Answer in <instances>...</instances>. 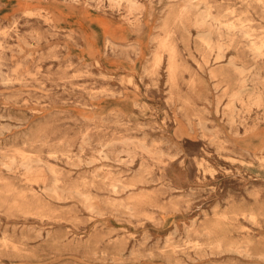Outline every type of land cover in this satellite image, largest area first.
<instances>
[{
  "label": "rangeland",
  "instance_id": "obj_1",
  "mask_svg": "<svg viewBox=\"0 0 264 264\" xmlns=\"http://www.w3.org/2000/svg\"><path fill=\"white\" fill-rule=\"evenodd\" d=\"M0 114V264H264V0H0Z\"/></svg>",
  "mask_w": 264,
  "mask_h": 264
},
{
  "label": "crops",
  "instance_id": "obj_2",
  "mask_svg": "<svg viewBox=\"0 0 264 264\" xmlns=\"http://www.w3.org/2000/svg\"><path fill=\"white\" fill-rule=\"evenodd\" d=\"M54 18H55V21H57V22L60 21V19H59L60 17L57 14L54 15ZM62 21L66 22L67 18L62 20ZM98 21L106 27L107 34L106 33H105V35L103 34L105 37V40L109 36V39L112 42L118 44L119 40H127L130 38V32H129L127 27L117 26V25L110 23L107 20L101 18L99 15H92L91 19L88 20L90 27L86 26L81 21V19H79V18L77 20H73V27L81 29V32L84 35L83 37H84L85 43H84V49H83V56L85 58H88V59L93 55V52L91 54L86 52L87 51L86 50L87 43H90L92 41V42H94L96 49L99 48L97 35H95L97 33V31L94 28L97 27V29L99 28L101 31L103 28H105L104 26H101ZM84 30H86L88 32L87 35L84 33ZM103 64L106 66V68L108 70H114V71L128 70L126 68L131 67L129 63L122 62L120 58L106 59L103 61Z\"/></svg>",
  "mask_w": 264,
  "mask_h": 264
},
{
  "label": "bare ground",
  "instance_id": "obj_3",
  "mask_svg": "<svg viewBox=\"0 0 264 264\" xmlns=\"http://www.w3.org/2000/svg\"><path fill=\"white\" fill-rule=\"evenodd\" d=\"M130 4H134V0H127ZM200 5V4H199ZM198 5V6H199ZM115 47V46H114ZM129 47V46H128ZM143 47V46H142ZM121 48V47H120ZM124 48V47H123ZM126 48V47H125ZM122 49V48H121ZM135 49V48H134ZM125 75V74H124ZM124 79V78H123ZM131 79V78H130ZM1 115V114H0ZM2 116V115H1ZM1 132V131H0ZM1 134V133H0ZM254 219V218H253Z\"/></svg>",
  "mask_w": 264,
  "mask_h": 264
}]
</instances>
